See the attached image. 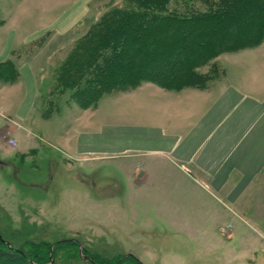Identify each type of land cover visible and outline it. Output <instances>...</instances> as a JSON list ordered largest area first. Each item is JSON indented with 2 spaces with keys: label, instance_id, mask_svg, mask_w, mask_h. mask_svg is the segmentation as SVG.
I'll return each instance as SVG.
<instances>
[{
  "label": "rangeland",
  "instance_id": "obj_1",
  "mask_svg": "<svg viewBox=\"0 0 264 264\" xmlns=\"http://www.w3.org/2000/svg\"><path fill=\"white\" fill-rule=\"evenodd\" d=\"M135 3L0 0V49L5 50L16 36L18 43H25V50L13 52L15 58L44 50L46 58L52 59L51 65L42 67L40 88L45 97L38 104L43 101V109L37 108L36 100L35 110L26 120L18 116L27 94L15 88V61L8 59L9 67L0 65V73L10 71L9 79L0 78V237L6 243L3 249L28 255L35 248L48 249L46 260L34 261L35 264H256L255 257L247 260L239 253L243 237H236L230 244L223 237L225 225L216 232L213 229L216 237H204L211 227L191 223L190 211L186 218L191 224L179 221L183 214L180 189L185 186L180 178H174L170 186L165 182L159 186L158 180L134 172L128 158L85 160L66 151L64 140L80 132L83 122L87 128H93L98 118L105 124L117 120L118 115H143L144 105L165 104L171 100L166 96H177L180 91L184 96L208 93L223 80L227 68L237 74L228 78L237 87L245 83L248 75L264 81L263 38L257 46L222 53L199 68L200 73L208 76L200 87L171 90L158 89L159 86L152 90L143 86L146 82L140 87L104 86L99 107L98 101L85 102L84 95L76 93V87L65 86L63 90L67 92L58 94L60 91L53 85H68L72 80L69 72L76 71L73 63L86 56L91 59V41L98 30L95 27L110 20L113 10ZM195 5L199 11L205 9V5ZM172 6L174 1L169 10ZM182 8L179 5V12H183ZM52 26L70 29L64 33L58 29L49 32ZM122 29L130 32L131 40L126 42L124 48L128 50L121 55L130 58L133 52L134 60L143 59L160 44L172 46L171 43L180 41L181 30L165 33L151 25L144 28L143 39L133 42L137 31L128 26ZM181 32L185 39L190 34L187 29ZM43 53L40 55L44 56ZM186 89L191 90L185 94ZM162 90L171 93L164 95ZM71 94L75 97L71 98ZM254 197L256 201L258 195ZM261 244L263 254L258 264H264V239ZM230 251L237 255L230 257Z\"/></svg>",
  "mask_w": 264,
  "mask_h": 264
},
{
  "label": "crops",
  "instance_id": "obj_2",
  "mask_svg": "<svg viewBox=\"0 0 264 264\" xmlns=\"http://www.w3.org/2000/svg\"><path fill=\"white\" fill-rule=\"evenodd\" d=\"M67 29L70 26L63 30L52 26L49 32ZM24 45L15 36L5 50L0 49V63L15 61L16 90L27 94V102L18 112L22 120L35 110L36 100L37 104L43 100L42 67L52 64L44 50L15 58L13 52L25 50ZM225 71L223 80L208 93L184 96L180 91L177 96H166L171 100L165 104L144 105L143 115H118L105 124L98 118L93 128L83 122L82 130L65 139L64 146L70 155L85 160L128 158L134 172L158 180L159 186L163 182L170 186L174 178H180L185 186L180 189L183 214L179 221L210 226L204 237H216L213 229L216 232L225 225L226 234L221 233L228 243L243 237L239 253L247 260L255 257L258 264L264 239L259 236L264 234V81L248 75L246 84L237 87L228 79L237 74L228 68ZM143 86L159 87L150 82ZM187 211L191 223H187ZM236 253L230 251L229 255L235 257Z\"/></svg>",
  "mask_w": 264,
  "mask_h": 264
},
{
  "label": "trees",
  "instance_id": "obj_3",
  "mask_svg": "<svg viewBox=\"0 0 264 264\" xmlns=\"http://www.w3.org/2000/svg\"><path fill=\"white\" fill-rule=\"evenodd\" d=\"M134 1L135 5L113 10L110 20H103L95 27L98 30L91 41V59L86 56L87 59L84 57L73 63L76 74L69 72L72 80L70 78L68 85H53L60 91L58 94L67 92L63 90L65 86L76 87V93H82L83 100L89 103L97 102L103 96L104 86L137 87L142 82H150L171 90L200 87L207 82L208 76L200 73L199 68L212 63L222 53L257 46L264 38V0ZM171 1L175 6L169 10ZM196 2L205 5V9L199 11L195 7ZM179 5L184 6L183 12H179ZM157 23L160 25L157 26ZM114 25L117 28H112ZM151 25L165 33L187 29L190 34L185 39L183 32H178L180 41L171 43L172 46L160 44L149 53H144L143 59L131 58L132 50L130 58L122 57L121 54L128 50L124 45L130 38V32L122 28L128 26L136 30L132 41L138 42L144 38V28H151ZM198 28L204 30L197 31ZM178 34L175 35L179 37ZM7 63L0 65L9 67ZM1 73L0 78L9 79V70ZM73 96L75 94L70 95L71 98ZM3 248H6V243L0 237V264H35L34 261L46 260L48 256V249L42 247L35 248L31 255L22 251L5 252ZM68 251L72 253V249ZM131 259L138 263L136 259Z\"/></svg>",
  "mask_w": 264,
  "mask_h": 264
},
{
  "label": "built area",
  "instance_id": "obj_4",
  "mask_svg": "<svg viewBox=\"0 0 264 264\" xmlns=\"http://www.w3.org/2000/svg\"><path fill=\"white\" fill-rule=\"evenodd\" d=\"M9 144H11V145L15 146V142H14V141H12V140H9Z\"/></svg>",
  "mask_w": 264,
  "mask_h": 264
}]
</instances>
